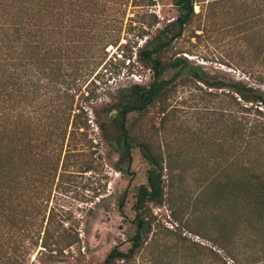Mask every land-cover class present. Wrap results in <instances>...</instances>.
<instances>
[{
	"label": "trees",
	"instance_id": "16d2710c",
	"mask_svg": "<svg viewBox=\"0 0 264 264\" xmlns=\"http://www.w3.org/2000/svg\"><path fill=\"white\" fill-rule=\"evenodd\" d=\"M242 1L250 2L251 10L238 27L243 34L249 31L263 64L262 72H254L257 87L212 78L199 73L187 58L169 56L202 0H173L177 18L156 29L154 36L158 21H152L156 16L148 11L138 26L132 25L133 17L129 29L123 22L129 12L147 9L154 0H0V264H24L18 239L11 251V238L21 232H29L25 251L30 256L39 247L62 254L79 242L70 219L50 206L52 194L67 177L97 169L102 156H94L92 122L84 106L96 96L84 85L105 60L107 48L120 45L124 29L145 39L137 56L153 73L152 81L122 88L113 103L91 108L104 141L121 146L129 162L132 149L140 147L150 168L148 184L136 194L137 233L131 247L128 252L113 249L104 264L128 262L139 252L143 231L150 228L141 218L144 207L163 202L164 157L152 143L135 136L129 116L157 109L166 120L175 109L170 111L168 103L172 94L180 83L189 82L200 83L208 100H220L217 124L227 140L233 139L239 170L233 198L244 223L254 229L245 243V259L238 264H264V90L259 87L264 86V0Z\"/></svg>",
	"mask_w": 264,
	"mask_h": 264
},
{
	"label": "rangeland",
	"instance_id": "374dc122",
	"mask_svg": "<svg viewBox=\"0 0 264 264\" xmlns=\"http://www.w3.org/2000/svg\"><path fill=\"white\" fill-rule=\"evenodd\" d=\"M154 1L147 9L129 12L124 25L129 29L133 17L132 25L138 26L148 11L156 16L152 21H158L154 36L156 29L177 18L173 0ZM245 4L242 0L196 3L193 23L174 43L169 56L187 58L199 73L212 78L257 87L253 76L255 71L262 72V59L254 53L249 31L243 34L238 27L241 19L250 15V2ZM135 33L124 29L120 45L107 48L105 60L84 85V90L88 87L96 96L93 103H84L92 122L89 137L93 152H97L94 156L98 152L102 156L96 171L67 177L52 194L50 206L70 219L79 242L62 254L39 247L30 256L25 251L29 232L18 233L11 238V251L18 239L21 263L104 264L113 249L128 252L131 247L137 233L136 194L140 186L148 184L150 166L140 147L132 149L129 162L121 146L105 142L91 107L100 110L116 101L120 89L152 81L153 73L137 56L145 39L138 40ZM199 88L205 89L200 83H180L168 102L174 112L166 120L157 109L129 116L135 136L152 143L164 157L163 202L145 205L141 218L150 228L143 231L141 248L128 262L118 264H238L245 259V243L253 237L254 229L244 223L233 198L232 183L239 176L233 139L227 140L217 124L220 100H208ZM208 107L218 112L213 114ZM72 166L70 172L75 171ZM250 217L254 220L253 214ZM255 247L251 243L250 249Z\"/></svg>",
	"mask_w": 264,
	"mask_h": 264
}]
</instances>
